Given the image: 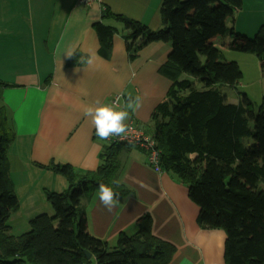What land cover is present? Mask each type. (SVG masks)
Listing matches in <instances>:
<instances>
[{
  "label": "crops",
  "instance_id": "crops-1",
  "mask_svg": "<svg viewBox=\"0 0 264 264\" xmlns=\"http://www.w3.org/2000/svg\"><path fill=\"white\" fill-rule=\"evenodd\" d=\"M251 1L243 3L234 20L227 22L247 37L264 24V0H257L261 5ZM160 8L161 0H102L90 5L78 0H0V106L14 135L7 161L18 201V209L9 218L11 236L27 233L37 216H54L46 194L64 192L67 180L50 165H69L79 171L98 167L105 141L96 137L90 118L84 115L86 107L97 101L107 104L113 96L122 95L124 108L130 96H139L140 107L128 121L153 136L151 116L171 87L160 73L171 44L153 42L130 60L124 40L129 31L108 18L104 24L117 33L109 55L102 57L93 25L102 21L106 9L158 30ZM229 41L230 36H224L214 44L229 51L225 48ZM69 51L76 55L75 61L64 57ZM229 58L252 61L232 54ZM88 59H93L91 65ZM258 79L264 97L261 70ZM117 160V180L128 190L118 207L107 211L98 190L81 202L92 237L115 248L120 234L135 236L137 220L148 215L152 235L175 249L169 264H224L225 232L199 226V207L189 199L185 185L164 171L152 170L145 153L136 148L121 147Z\"/></svg>",
  "mask_w": 264,
  "mask_h": 264
},
{
  "label": "trees",
  "instance_id": "trees-1",
  "mask_svg": "<svg viewBox=\"0 0 264 264\" xmlns=\"http://www.w3.org/2000/svg\"><path fill=\"white\" fill-rule=\"evenodd\" d=\"M241 7L242 0H161L158 30L106 9L93 29L102 57L109 55L117 33L104 24L108 18L129 31L124 40L130 60L153 42L171 44L160 69L171 87L151 116L160 167L187 187L199 207V226L225 232L224 264H264V97L258 107L245 95L232 104L216 87L235 86L242 78L237 63L225 60L214 46L219 37L230 36L229 51L254 55L264 73V24L253 39L228 27ZM13 136L0 106V264H169L175 249L152 235L148 215L137 220L135 236L120 234L115 248L87 232L83 199L102 183L120 198L128 194L112 183L120 168L117 155L128 146L113 142L103 145L94 171L50 165L67 180L64 192L46 194L54 216H37L27 233L11 236L9 218L18 209L7 161Z\"/></svg>",
  "mask_w": 264,
  "mask_h": 264
},
{
  "label": "clouds",
  "instance_id": "clouds-1",
  "mask_svg": "<svg viewBox=\"0 0 264 264\" xmlns=\"http://www.w3.org/2000/svg\"><path fill=\"white\" fill-rule=\"evenodd\" d=\"M64 57H73V53L69 51ZM87 63L91 65L93 59H88ZM140 103L139 96L135 98L130 96L124 108H119L117 104H101L97 101L95 105L85 108L84 115L90 118L95 133L101 140L107 141L114 136L123 138L129 129L127 121L130 119L131 113H135L140 107ZM112 183L118 186L120 181L114 180ZM98 197L100 203L109 212L118 207L120 203V194L115 192L111 186L103 183L99 185Z\"/></svg>",
  "mask_w": 264,
  "mask_h": 264
},
{
  "label": "rangeland",
  "instance_id": "rangeland-1",
  "mask_svg": "<svg viewBox=\"0 0 264 264\" xmlns=\"http://www.w3.org/2000/svg\"><path fill=\"white\" fill-rule=\"evenodd\" d=\"M252 4L255 2L258 5H261L257 0H252ZM247 5V0L243 2L242 4ZM238 11V10H237ZM237 11L234 12L233 20L235 18V15ZM256 18V17H255ZM259 18V16H258ZM231 24V20H230ZM240 34V33H238ZM242 36L247 37L246 35L240 34ZM253 34L251 37H247L249 39L254 38ZM224 41V39H223ZM214 46L220 50V52L223 55V58L229 59V61H233L237 63L239 66L241 73H242V78L239 81V83L235 86H228L225 84H218L216 85L217 89L219 92L226 97V100L228 103L232 104H237L240 99L245 95L256 107H258L261 102H262V91H261V80L258 79V76L260 74V68H259V63L257 58L254 55H248V54H243V53H237V52H232V51H224V47L220 43H215ZM236 56H244L247 58H250L252 61H247L243 62L241 60H238L237 58H229L230 55ZM239 63V64H238ZM256 71V72H255ZM189 78L186 75H181L180 79H185ZM171 82V81H170ZM252 126V125H251Z\"/></svg>",
  "mask_w": 264,
  "mask_h": 264
},
{
  "label": "built area",
  "instance_id": "built-area-1",
  "mask_svg": "<svg viewBox=\"0 0 264 264\" xmlns=\"http://www.w3.org/2000/svg\"><path fill=\"white\" fill-rule=\"evenodd\" d=\"M101 1L102 0H78V2L83 5H90L93 2L101 3ZM122 99V95H116L113 96L107 104H117L118 107L121 108ZM127 123L129 125V129L123 138L114 136L110 138V140L104 141L123 144L144 152L147 157L148 166L157 173L163 172L160 167V150L157 148L156 141L143 130L138 128L133 121H128Z\"/></svg>",
  "mask_w": 264,
  "mask_h": 264
},
{
  "label": "water",
  "instance_id": "water-1",
  "mask_svg": "<svg viewBox=\"0 0 264 264\" xmlns=\"http://www.w3.org/2000/svg\"><path fill=\"white\" fill-rule=\"evenodd\" d=\"M84 254L88 260L91 259V254L88 251L84 250Z\"/></svg>",
  "mask_w": 264,
  "mask_h": 264
}]
</instances>
